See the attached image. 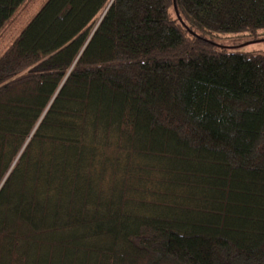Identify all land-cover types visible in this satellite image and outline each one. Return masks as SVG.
I'll list each match as a JSON object with an SVG mask.
<instances>
[{
    "label": "trees",
    "instance_id": "obj_1",
    "mask_svg": "<svg viewBox=\"0 0 264 264\" xmlns=\"http://www.w3.org/2000/svg\"><path fill=\"white\" fill-rule=\"evenodd\" d=\"M259 42L264 0H47L0 54V264H264Z\"/></svg>",
    "mask_w": 264,
    "mask_h": 264
},
{
    "label": "rangeland",
    "instance_id": "obj_2",
    "mask_svg": "<svg viewBox=\"0 0 264 264\" xmlns=\"http://www.w3.org/2000/svg\"><path fill=\"white\" fill-rule=\"evenodd\" d=\"M47 0H27L26 3L19 9L18 14L12 20L11 25L4 30L3 36L0 39V54L10 45L14 38L20 31L28 24V22L35 16ZM250 49L260 51L264 54V42L252 43L249 45ZM243 49H247L244 46Z\"/></svg>",
    "mask_w": 264,
    "mask_h": 264
}]
</instances>
